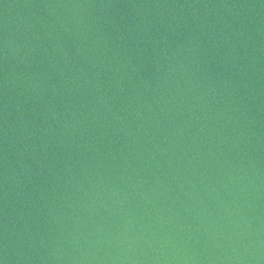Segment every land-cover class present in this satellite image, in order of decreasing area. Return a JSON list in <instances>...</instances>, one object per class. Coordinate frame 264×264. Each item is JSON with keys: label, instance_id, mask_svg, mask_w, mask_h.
Instances as JSON below:
<instances>
[{"label": "water", "instance_id": "water-1", "mask_svg": "<svg viewBox=\"0 0 264 264\" xmlns=\"http://www.w3.org/2000/svg\"><path fill=\"white\" fill-rule=\"evenodd\" d=\"M0 264H264V0H0Z\"/></svg>", "mask_w": 264, "mask_h": 264}]
</instances>
